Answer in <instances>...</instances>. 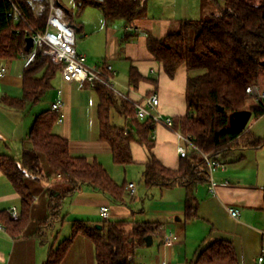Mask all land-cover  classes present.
Masks as SVG:
<instances>
[{
    "label": "crops",
    "instance_id": "crops-1",
    "mask_svg": "<svg viewBox=\"0 0 264 264\" xmlns=\"http://www.w3.org/2000/svg\"><path fill=\"white\" fill-rule=\"evenodd\" d=\"M29 1L44 4L50 2ZM146 3V13L135 21L130 23L118 19L125 22V27L118 26V20L106 25L102 12L97 9L102 14L110 38L121 36L126 44L131 40V47L124 55L130 58V62L122 61V56L115 54L103 56L100 58L102 60L92 63L87 62L93 66L103 63L112 65L116 72V87L133 98L143 99L157 93L160 97L158 109L164 116L185 115L188 111V73L180 68L174 77L168 76L148 50V34L162 38L168 33L177 32L183 20L203 18L218 11L225 0H146ZM86 9L79 19L81 26L76 29V32H82L83 37H89L93 32L89 27L90 21L85 18ZM143 43L146 53L143 49H140L142 53L139 52ZM76 48L87 58V50L81 44H76ZM116 65L122 74L125 73V78L119 79ZM2 67H6L7 71L0 79V154L20 160L23 148L29 145L26 138L36 116L46 109H34L38 103L16 107L8 101V98L18 99L23 96L25 55L9 61L0 59V70ZM132 67L144 76L136 87L130 83ZM56 81L52 103L57 97V90L63 88L66 105L62 111L63 121L56 123L54 131L69 140L70 151L74 156H84L89 162L101 163L115 182L124 185L123 200L116 201L90 184H84L66 197L60 217L41 227L42 222L51 218V190H58L64 185L61 177L43 157L42 167L46 177L29 180L34 194L31 220L20 238L14 239L5 230L0 231V261L6 264H44L50 248H56L57 243L72 234L75 221L92 225L104 221H127L132 227L144 224L151 227L147 236L150 239L136 247L132 253L136 264H204L208 247L220 241L233 245L237 264H257L259 256L264 255V144L238 148L232 158L222 160L225 168L220 167L213 173L216 193L209 190L210 181L197 185L194 192L199 203L197 215L187 219V191L183 186L145 185L144 171L151 151L146 145H133L132 163H115L111 147L100 139V98L91 84L65 82L61 74L54 83ZM93 90L98 96L97 111ZM52 103L47 109H51ZM246 129L264 138V116L255 117V121ZM152 139V152L155 156L165 166L178 169L183 160L178 147L184 142L165 126H158L155 138ZM191 150L189 148L188 153ZM131 183L136 185L133 193L128 190ZM12 206H20V197L12 182L0 170V211L7 213ZM102 206L109 208L107 219L101 214ZM231 207L239 209L238 218L230 214ZM171 232L175 238L168 245L165 237ZM62 264H97L94 243L87 237L77 235Z\"/></svg>",
    "mask_w": 264,
    "mask_h": 264
},
{
    "label": "trees",
    "instance_id": "trees-1",
    "mask_svg": "<svg viewBox=\"0 0 264 264\" xmlns=\"http://www.w3.org/2000/svg\"><path fill=\"white\" fill-rule=\"evenodd\" d=\"M12 1L20 7L30 25L43 31L46 29L49 9L36 17L29 0ZM74 1L76 10L69 9L63 0L60 4L66 10V20L76 28L81 26L79 19L88 7L99 9L106 25L118 19L131 23L147 11L146 0ZM11 12V1L0 0V59L7 61L29 54L26 48L27 23L16 21ZM147 47L168 76L174 77L180 68L187 71L188 111L173 119L175 128L190 135L198 149H192L183 157L178 169L165 166L152 152L153 122L137 118L133 105L97 84L94 89L100 98V139L111 147L114 161L120 165L134 161V144L146 145L151 151L144 171L145 185L183 186L187 191L185 216L190 219L198 211L199 203L194 193L197 185L210 180L204 154L228 160L238 148L264 144V138L255 136L251 131L237 132L232 127L234 115L245 111L249 99L253 102L248 111L256 118L264 116V102H256L247 92L249 86H259L260 71L264 68V0H225L218 11L203 18L183 20L177 32L162 38L149 33ZM104 66L105 63L101 64V67ZM61 71L62 66L40 50L35 60L24 67L23 96L8 98V101L16 107L39 103L54 87ZM129 76L130 83L135 87L144 78L135 67L131 68ZM114 112L124 118L123 125L113 123ZM59 117L60 113L52 109L36 116L26 138L29 145L23 148L20 160L0 154V170L12 182L20 197L19 220H11L5 211H0V222L14 239L22 236L31 220L34 194L29 180L46 177L42 167L43 157L64 185L58 190H51V218L42 222L41 227L60 217L66 197L84 184H90L116 201L123 200L125 186L115 182L101 163L89 162L84 156H74L69 140L54 131ZM99 224L102 229L84 221H75L72 234L56 248H50L44 264H62L77 235L94 243L97 264H136L132 253L136 247L146 243L150 225L132 227L127 221H104ZM208 250L204 264H237L236 252L230 242L213 243Z\"/></svg>",
    "mask_w": 264,
    "mask_h": 264
},
{
    "label": "built area",
    "instance_id": "built-area-1",
    "mask_svg": "<svg viewBox=\"0 0 264 264\" xmlns=\"http://www.w3.org/2000/svg\"><path fill=\"white\" fill-rule=\"evenodd\" d=\"M12 3L11 15L16 21L24 20L27 23L26 33L33 39V46L29 50V54L25 56V66L32 63L37 53L42 50L45 55L51 57V59L62 66L61 76L65 82H88L93 88L97 84H101L110 89L114 95L118 98L129 102L136 109V116L140 120H151L154 126V133L152 137L155 138L156 128L158 126H165L168 129L173 130L178 138H180L184 144L178 147V151L181 157L188 155V149H198V147L192 141L190 135H186L181 131L177 130L174 126V119L170 116H164L158 109L160 105V97L157 93H152L145 96L143 99H136L120 91L115 84V70L110 64H105L104 67L101 65H90L87 62L86 56L80 53L77 48V37L76 29L66 20V10L60 4L61 0H50L49 3H35L29 1L30 6L33 8L35 16H42L47 9H49V15L47 20L46 29L40 30L30 25L25 18L23 11L20 7L10 0ZM7 71L6 67H2L0 70V79L4 76ZM247 92L252 96L256 102H264V89L258 85H252L247 88ZM66 101L64 97L63 88L57 90L56 100L52 103L51 109L58 111L60 117L58 122L63 121L62 111L65 108ZM208 165V172L210 177L209 190L212 193H216V184L213 180V173L218 168H225V163L218 159L204 154ZM136 185L131 183L128 185L130 193L135 192ZM230 214L238 218L240 211L237 208H229ZM8 217L11 220H19L21 218L20 208L12 206L7 211ZM102 216L107 219L109 217V208L107 206L101 207ZM5 226L0 222V231H4ZM175 234L169 233L165 237V243L170 245L173 243ZM0 264H6L0 261ZM220 264V263H211ZM257 264H264V255H260Z\"/></svg>",
    "mask_w": 264,
    "mask_h": 264
},
{
    "label": "rangeland",
    "instance_id": "rangeland-1",
    "mask_svg": "<svg viewBox=\"0 0 264 264\" xmlns=\"http://www.w3.org/2000/svg\"><path fill=\"white\" fill-rule=\"evenodd\" d=\"M45 2H48V0H43ZM63 3L66 4V6L69 9H74L76 10V5H75V1L74 0H63ZM85 18L87 20L90 21V26L91 30H93L92 34H90L89 37H83L84 35L82 34V32L78 31L76 34L77 37V44H81V46H83L85 48L86 53L88 54L87 56V60L92 63L93 61L96 60H102L100 59L101 57H110V54H115L116 56H122L121 59L122 61H127L128 63L130 62V58L126 57L124 55L127 54V52L129 51L130 47H131V43L130 41H128V43L126 44V41L121 39V36L115 37V38H110L108 35L109 33L107 32V28L104 26L103 24V17L102 14L99 10H97L96 8L93 7H88L86 9L85 12ZM117 25L118 26H122L125 27V22L122 20H118L117 21ZM116 27V25H113ZM124 30V29H123ZM124 32H122L123 34ZM118 38V39H117ZM140 45V44H139ZM142 45V43H141ZM140 49H143L144 53H146V46L143 43V46H141L139 48V52L142 53V51ZM108 54V55H107ZM115 69L118 72V76L119 79H123L125 78V73L122 74V70L119 68V66L116 65ZM192 74H195L194 72ZM57 81L54 83V88L49 90L41 99V101L34 106V109H38V110H44L47 109L50 104L52 103V97L54 95V90L56 88ZM259 86H261L262 88H264V68L261 69L260 71V76H259V82H258ZM119 87L121 89H123L120 85ZM93 96L95 98V110L97 111V103H98V96L96 94V91L93 90ZM56 100V99H55ZM253 101L251 99L248 100L247 105H246V109H249V106L251 105ZM43 108V109H42ZM97 118V116H95ZM123 119L121 116L119 117V115L117 113L114 112L113 114V123L116 125L121 126L123 124ZM255 121V116H251L249 122L247 123V127H250L252 125V123ZM20 208V206H17ZM11 208V207H10ZM63 232H62V238H63ZM61 238V239H62ZM58 245V243H57ZM56 245V246H57Z\"/></svg>",
    "mask_w": 264,
    "mask_h": 264
},
{
    "label": "water",
    "instance_id": "water-1",
    "mask_svg": "<svg viewBox=\"0 0 264 264\" xmlns=\"http://www.w3.org/2000/svg\"><path fill=\"white\" fill-rule=\"evenodd\" d=\"M75 29H77L75 27ZM27 50L29 51L33 46V39L31 36L27 37ZM252 116V113L248 110L240 111L234 115V118L232 120V127L237 132H242L246 129L247 123L249 122L250 118ZM96 227L99 229H102L101 224H96ZM150 238L146 237V241H148Z\"/></svg>",
    "mask_w": 264,
    "mask_h": 264
}]
</instances>
